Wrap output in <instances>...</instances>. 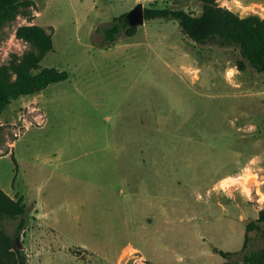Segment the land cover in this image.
Wrapping results in <instances>:
<instances>
[{
	"label": "rangeland",
	"instance_id": "374dc122",
	"mask_svg": "<svg viewBox=\"0 0 264 264\" xmlns=\"http://www.w3.org/2000/svg\"><path fill=\"white\" fill-rule=\"evenodd\" d=\"M30 1L0 29V66L30 50L16 29L37 25L53 44L40 67L68 79L0 115V186L23 197L26 226L15 238L16 220L0 224L27 264H223L213 249L240 264L264 208L251 191H264V73L238 71L237 48L193 43L175 20L103 39L138 3L198 16L196 0ZM217 3L264 18V0ZM261 245L249 233L248 250Z\"/></svg>",
	"mask_w": 264,
	"mask_h": 264
},
{
	"label": "trees",
	"instance_id": "16d2710c",
	"mask_svg": "<svg viewBox=\"0 0 264 264\" xmlns=\"http://www.w3.org/2000/svg\"><path fill=\"white\" fill-rule=\"evenodd\" d=\"M196 1L202 5L198 16L180 10L144 8V20H175L180 32L193 43H212L222 48H237L240 55V61L236 64L238 71L249 66L257 73H264V18L260 19L257 15L240 18L230 10L220 7L217 0ZM32 5L30 0H0V29L6 22L15 19L19 8H29ZM135 30L136 27L127 26L125 15H121L103 29L102 35L107 43L113 44L121 31L126 37H132ZM15 36L27 42L30 50L21 56H12L6 65L0 66V115L11 101L39 94L49 85L68 79L66 71L40 67L44 56L53 51L51 34L37 25H31L18 27ZM262 114L264 117V104ZM11 160L15 164L13 155ZM24 215L23 197L12 199L0 189V223L3 218L16 220L15 238L25 230ZM251 232L262 242L255 250H248ZM13 244V239L4 232L0 224V264H27L22 250L13 249ZM213 252L224 260L223 264H233L230 258L234 253L216 249ZM241 252L240 264H264V208L258 211L253 222L245 226Z\"/></svg>",
	"mask_w": 264,
	"mask_h": 264
},
{
	"label": "crops",
	"instance_id": "0c3cea01",
	"mask_svg": "<svg viewBox=\"0 0 264 264\" xmlns=\"http://www.w3.org/2000/svg\"><path fill=\"white\" fill-rule=\"evenodd\" d=\"M251 4L253 5V4H257V3H255V2H251ZM223 6V5H222ZM234 8H235V6H233ZM224 8V7H223ZM227 8V7H226ZM229 10V9H228ZM231 12H233L234 14H236L237 15V13H236V11H231ZM240 18H244V17H246V16H249L248 14H246V15H244V16H241V15H238ZM243 168V169H242ZM241 168V170H242V172L240 173V171L237 173V174H235V175H231V176H226L225 178H222V180L219 182V185H218V187H219V189L222 191L223 189H224V186H226V185H229V184H232V187H234L236 184H240L241 183V181L243 180V179H245V176H247V174H248V172L250 171V168L249 167H242ZM241 180V181H240ZM236 186H238V185H236ZM239 187H237V188H235V189H238ZM262 188V187H261ZM264 188V187H263ZM0 189L7 195V196H9L10 198H12V199H14V196H15V193L13 192V190H12V188H11V184H10V186L8 187V190L6 189V187H4V186H0ZM234 189V190H235ZM251 191H253V194L255 193V194H257V192H259L260 193V195H261V197L259 198L258 197V200L260 201V200H262L261 202L262 203H264V191H262L261 192V190H260V187H252V189H251ZM255 197H257L256 195H255ZM34 210L36 211V213H37V216H38V218L40 217L39 215H38V203H35V207H34ZM257 215V214H256ZM257 217V216H256ZM41 218V217H40ZM40 221V220H39ZM25 231V230H24ZM24 231H23V233H24ZM22 233V234H23Z\"/></svg>",
	"mask_w": 264,
	"mask_h": 264
},
{
	"label": "water",
	"instance_id": "95a60500",
	"mask_svg": "<svg viewBox=\"0 0 264 264\" xmlns=\"http://www.w3.org/2000/svg\"><path fill=\"white\" fill-rule=\"evenodd\" d=\"M125 19L128 27H138L144 24V8L141 3L136 4L126 15ZM21 245H14L13 249L21 250Z\"/></svg>",
	"mask_w": 264,
	"mask_h": 264
},
{
	"label": "bare ground",
	"instance_id": "6f19581e",
	"mask_svg": "<svg viewBox=\"0 0 264 264\" xmlns=\"http://www.w3.org/2000/svg\"><path fill=\"white\" fill-rule=\"evenodd\" d=\"M231 186H232V185H231ZM231 186H230V187H231Z\"/></svg>",
	"mask_w": 264,
	"mask_h": 264
}]
</instances>
